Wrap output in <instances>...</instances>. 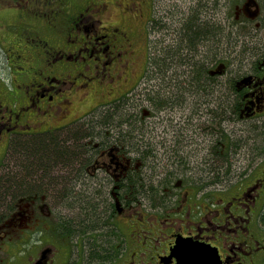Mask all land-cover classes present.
Returning <instances> with one entry per match:
<instances>
[{
	"label": "flooded vegetation",
	"instance_id": "flooded-vegetation-1",
	"mask_svg": "<svg viewBox=\"0 0 264 264\" xmlns=\"http://www.w3.org/2000/svg\"><path fill=\"white\" fill-rule=\"evenodd\" d=\"M24 1L28 6L33 0ZM17 2L21 5L23 0ZM95 5L88 2L85 12L91 13ZM235 6L239 7L236 20L240 23L239 27H234L236 42L221 48L218 59L209 66L212 77L208 78L206 86L211 90L204 91L205 81L191 85L189 79L190 85L178 80L180 83L175 90V95L182 97L189 94L188 89L194 95L199 91L197 96L203 97L221 89L219 94L224 99L229 95L236 98L234 108H213L209 101L201 106L195 96L188 108H149L146 115L142 112V117L135 119L128 114L130 122L124 125V130L129 132L134 120L140 128L149 122L153 129L158 120L163 121L168 126L167 133H154L155 136L163 135L159 146L163 149L154 150L148 143L154 140H145L144 133L142 138L137 130L139 135L112 134L106 140L97 138L88 154L86 177L78 187L68 186L75 188V196L70 197L69 204L61 203L58 197L67 192V185L63 192V187L54 192L45 187L17 194L9 206L0 209V264H178L179 256L193 243L209 247L216 254L210 260L216 264H264V0H237ZM24 13L25 10L20 9V20L25 19L22 18ZM230 13L220 18H224L221 21L225 28ZM91 16L96 18L94 13ZM76 20L74 15L72 31L77 39L71 40L73 46L68 47L63 41L59 49L44 51L49 57L50 69L38 70L27 57L20 58V52H10L14 62L12 71L20 77L15 75L17 87L12 89L4 85L6 93L0 94V122L9 121L1 129L7 137H24L32 127L40 132L67 131L69 127L82 124L83 118L92 117V110L100 109L90 108L87 114L70 116L72 111L66 105L71 101L63 90L64 84L69 81L67 77L74 80L78 74L87 76L90 64L83 62L87 53H90L89 58H97V66H103L99 70L101 73L108 65H115L116 58H109V55H122L130 42L129 33L116 28L107 34L106 45L96 48L92 39L88 41L92 37L86 28L84 35L77 36ZM247 21H251L252 26ZM26 23L16 25L22 27ZM99 27L102 26L99 24ZM79 42L81 44L77 45ZM62 53L66 59L57 57ZM79 61L82 62L76 64ZM118 61L116 66L120 64L121 67L124 63ZM71 62L74 68L67 66ZM54 67L60 69H52ZM93 68L97 73L96 67ZM34 72L41 77L34 78ZM112 75L115 76L114 71ZM21 87L24 89L20 90ZM214 87L217 88L212 91ZM122 91L116 88L108 99ZM180 110L186 127L194 124L197 130V126L204 125V132L213 130L210 140L202 139L201 154H196L190 162L178 144L181 134L175 125L177 122L167 120L174 119ZM45 113L47 119L42 126L37 119ZM54 113L56 116L62 114L60 120ZM170 127L175 131L170 132ZM148 131L153 132L152 129ZM140 142H143L141 146ZM242 142L247 145V156L251 158L244 163L236 158ZM185 144V150L190 146L186 150L189 155L198 148L195 139L194 147L189 141ZM228 166L232 168L230 176L227 175ZM192 170L194 173L190 175ZM99 171L103 173L107 188L105 194L99 195L103 188L99 187L97 197L92 193L81 196L87 183L97 182L95 176ZM180 191H186L185 196L183 192L178 198L182 208L188 209L186 214L167 208L157 218L147 216V199L158 200L153 207L172 205L174 209V203L179 207L175 198ZM217 192L221 195L213 210ZM99 204L103 216L101 211L89 209ZM71 210L78 212V218L72 216ZM115 217L119 220L110 221ZM176 218L182 221L179 226Z\"/></svg>",
	"mask_w": 264,
	"mask_h": 264
},
{
	"label": "trees",
	"instance_id": "trees-1",
	"mask_svg": "<svg viewBox=\"0 0 264 264\" xmlns=\"http://www.w3.org/2000/svg\"><path fill=\"white\" fill-rule=\"evenodd\" d=\"M152 1L156 6L157 1ZM220 1L221 0H208L210 5H204V3L198 5L195 10L194 8L190 9V13L183 22V26L178 29V38L176 40L175 26L170 25L171 23L169 24L168 21L162 22L163 20L158 16L153 15L155 22L149 19L147 25L148 34L154 32L162 36L157 37L155 35V40L148 39V64L142 77L147 73V70L151 72V66L156 69V72L160 75V79L166 78V74L169 72L171 73L170 77L179 76L180 69L182 75H188L187 77L191 80L190 84H197L199 81H205L203 85H208V78L212 77L210 75L209 66L218 59V53H220L219 50L221 49V47L218 48L214 34L219 33L220 30L223 29L226 31L224 23L216 19L214 10L217 11L218 9L216 8L221 9L222 6L230 8V4L235 2L234 0H227V3L226 0H224L225 3L222 5ZM21 6L23 7L20 9L25 10L22 18L25 17L23 20L28 23L19 29H15V27L12 26L10 37L8 36V40L4 41L6 60H10V65H12L14 62H12L13 59L10 52L18 51L24 54V52L20 50V48H23V50L25 49L26 56L34 58L37 61L43 59L42 62H44L45 68L50 69V65L48 64L50 61L48 60L49 57L47 53H44L45 49H50L51 52L59 49L58 47L61 46L64 38L66 39V44L70 42L68 45L73 46L71 40L77 39L74 31H72L74 29V14L71 13L69 0H33L28 6L25 5V1L23 0ZM209 7L213 11L211 20L200 21L199 16ZM153 13L155 12L153 11ZM33 18L44 20L42 25L38 26L43 36H32V27L30 23ZM172 18L173 20L175 19L174 16ZM212 18H215L217 21H214V19L212 20ZM158 19L160 20L158 21ZM30 20L31 22L29 23ZM157 21L158 24L161 22L160 26L155 24ZM103 28H105V31L107 30L106 27ZM16 32L18 35H15ZM167 35H171V37L167 38ZM223 36L226 41L229 35L224 32ZM81 38L83 39L84 37ZM129 38H131L130 34ZM80 44L79 42L77 45ZM198 56H201V58L197 59ZM85 57L88 59L85 63L93 65L95 62H98L95 56L89 58L90 53H87ZM118 60L120 61V57H116V61ZM52 69L59 70L60 68L54 67ZM178 80H183V82L188 81L187 78ZM177 81L175 80V87L180 83ZM137 84L138 82L111 99H107L108 101L102 100L92 105L91 108L100 109L92 110L94 112L92 117L87 118L78 126L69 127L65 132L62 130L55 131V129H53L48 132H41L37 137H33L30 132L31 130L37 129L32 127L27 130V137L13 138L12 143L9 142V140L7 145V151L10 153L9 160L7 161L9 164L5 172L0 175V209L9 206L17 194L27 192L28 190L36 191L45 187L54 192L60 190L59 187L61 185L63 187V190H61L62 192L66 189L65 186L67 185V192L63 194L64 196L59 194L61 195L58 196L59 201L63 204H69V196H75V188L81 184L78 183L82 181V178L86 177L85 174L87 172L85 167L88 165V154L94 145L95 137L99 136V138L106 140L112 134L122 137L126 134H135L136 130L134 128L130 132L124 130V125L130 122L128 121L127 108H188L191 99L199 94L198 91L197 95H194V92L188 89L189 102H187L185 96L182 97L178 95H175V100H170L168 102L165 101L166 96L164 95L168 94V92L165 91V88L163 89L165 92H163L162 87H160L157 91L151 90L143 92L144 94L142 93L146 95L147 101L151 104V107H148L137 100V97L131 98V96H128V93L135 89ZM200 86H202V84H200ZM165 87L166 89L171 88L170 82H165ZM216 88L217 87L212 88V91ZM217 90L222 92L221 89ZM151 93L157 96H153ZM136 94H139V92ZM214 94L215 93H212L211 96H214ZM198 99L199 102H196L201 106L207 104V101H202V97ZM235 99L236 98L229 95L226 96L224 100L221 99L215 102L217 104L213 103L212 98L211 101L213 104L210 103L213 108H223L225 106L234 108ZM87 113L88 112L85 114ZM199 115L202 114L199 113ZM118 116L121 117V120H117ZM132 117L131 115V118ZM133 119H135V117H133ZM162 126L165 133H167L168 126H166L165 123ZM170 130L169 128V131ZM43 135L45 136L42 137ZM88 137H91V139ZM79 148H81V150ZM217 148L220 149L221 147ZM237 148L239 147L237 146ZM216 151L218 150H215V152ZM4 158L5 156L0 158V165H3ZM11 165L16 166L20 170L15 172L14 168H11ZM231 174L232 168L228 166L227 175L230 176ZM71 175L77 176L74 182L71 181L75 188L69 189L68 184L71 183L69 182V177H71ZM80 175H82V177ZM46 180L50 181V183L46 184ZM195 187H197V185H195ZM97 208L99 207H89V209L93 211H96Z\"/></svg>",
	"mask_w": 264,
	"mask_h": 264
},
{
	"label": "rangeland",
	"instance_id": "rangeland-1",
	"mask_svg": "<svg viewBox=\"0 0 264 264\" xmlns=\"http://www.w3.org/2000/svg\"><path fill=\"white\" fill-rule=\"evenodd\" d=\"M156 2V6L155 3L152 0H69V7L71 8V13H73L74 15H76L77 20L75 22V24H78V30H77V36L80 37L82 35H84V30L86 28V31L89 33V35H91L92 38L88 39L91 40L92 39V44L95 45V47L97 48L98 46H105L108 40L107 34L112 33L114 31V29L119 28L121 30H126L131 38H129L130 42L128 44V46L125 48V50H122V55L118 56L120 57V61H118V63H124L121 67L120 64L116 63L117 61H115V65L114 64H110L108 65V67L104 70L103 72H99V70H102L103 66H97L96 64H90V66H88L89 72L86 71L87 76L78 74L76 75L77 77H75V79L73 80V77H67V79L69 81L66 82V84H64V91L68 94V100L71 101L70 104L66 105V107H68L71 111L72 114L70 116L73 115H80V114H84L86 111H88L92 105H95L97 102H100L102 100L108 99L110 96L113 95L114 91L116 90V88H119L120 90H126L128 89L130 86L134 85L136 82H138L137 86L135 89L131 90L128 93V96H131V98H136L137 100H139L140 102H142L144 105L151 107L150 102L147 101L146 99V95H143L145 91H157L160 87H162V91L163 92H168V94H164L166 96V100L165 101H170V100H175V80L177 81L178 79L181 78H187V80L189 79L187 76L188 75H182V71L179 69L180 73L179 76L176 75L174 77H170L171 73H167L166 74V78L164 79H160V75H158V73L156 72V69L151 66L150 68L153 70H151V72H149L147 70V73L142 77L146 66L148 64V49H147V44H148V39L152 40L154 39L156 36L160 37L162 36L161 34L154 33L151 32L150 34H148V29H147V25L149 22V19L154 20V16H158L161 20L164 21H168L170 25L175 26V40L178 38V29L181 28V26H183V22L186 20V18L188 17V14L190 13V9L195 10V8L198 7V5H210L208 3V0H155ZM235 2H232L230 5L231 7H223L221 9H218L217 11L214 10L215 12V16L216 19L218 20H224V18L220 19L221 17L228 14V12L230 11L232 14L229 15L228 17V27L226 28L227 34L229 35L225 41V38L223 36L224 32L226 34V31L220 30L219 33H215V41L217 42L218 48L221 47L223 48L226 44L230 45L232 43H234L236 40L235 36H236V30L234 29V27H239L238 25H240V23H238V21L236 20L237 17V10L239 9V7H236V3L237 0H234ZM89 3H94L96 2L97 5L93 6L96 9L92 10L91 13L87 14V12H85L86 7ZM221 4L223 5L225 3L224 0L220 1ZM226 2L228 3V1L226 0ZM10 7V8H7ZM23 6L20 5V3H17L16 0H0V94L2 92L6 93V88L5 86H8L12 89H14L15 87H17V85L15 84L14 80H15V75H17L15 73V71H12V66L10 65V60H6V54L4 53L5 50V45H4V41L8 40V36L10 37V30L12 28V25L15 26V29H19L20 27L17 26V23H25V21L22 19L20 20L19 17V12L20 9ZM200 7V6H199ZM12 8V9H11ZM155 8V9H154ZM201 8V7H200ZM153 11L155 13H153ZM95 14L96 18H92L91 14ZM211 14H213L212 9L206 8V10L204 12L201 13V15L199 16L200 21H205V20H211ZM154 15V16H153ZM241 15V19L242 17H244L243 12L240 13ZM175 17V19L173 20L172 17ZM214 17V16H213ZM158 19V21L160 20ZM214 19V21L216 20L215 18H212V20ZM99 20L101 22H99ZM44 20H39L38 18H33L32 22L31 20L29 21L31 27H32V36H37V35H41L43 36V34L41 33V31L39 30L40 25H42ZM158 21L155 23L156 25L160 26V23L158 24ZM217 21V20H216ZM252 21V20H251ZM251 21H247L249 23V25L252 26V22ZM155 22V20H154ZM28 23V22H27ZM10 24V25H8ZM99 24L102 27H99ZM79 25L81 26V28H79ZM253 25H256V22L253 23ZM125 28H124V27ZM103 27H106L107 30L105 31ZM9 29V31L5 30ZM89 30V31H88ZM232 30V31H231ZM223 31V32H222ZM97 34V35H95ZM148 34V37H147ZM15 35H18V33L16 32ZM156 35V36H155ZM48 36V35H46ZM150 36V37H149ZM167 38H170L171 35H167ZM155 40V39H154ZM63 41L66 43V39L64 38ZM251 41V39H250ZM70 43V42H69ZM67 43V45L69 44ZM227 46V45H226ZM69 47V45H68ZM73 50L75 49L74 47L72 48ZM103 49V48H102ZM99 49L98 51L102 50ZM112 49L116 50L117 47H113ZM21 52L20 53L21 57L23 58L24 56L27 57V59H29V61L38 69V70H43L45 68V64L44 62H42L43 59H41L40 61H37L34 58L28 57L25 55V49L23 50V48H20ZM47 50V49H45ZM247 50L249 51L250 48L247 47ZM7 51V50H6ZM66 53V52H65ZM64 53V54H65ZM18 54V52L16 53V55ZM64 54L62 53L61 56H59L57 54V57H60L61 60L62 59H66L64 58ZM111 55H109V58H116L114 56H116L115 53H110ZM120 53H118L119 55ZM112 56V57H111ZM103 57V56H102ZM201 56H198L197 59H200ZM88 59L83 60V62H86ZM35 63H34V62ZM59 61V60H56ZM55 61V62H56ZM13 62V61H12ZM42 62V63H41ZM67 62V60L65 61V63ZM82 61H79L76 64H79ZM62 64V65H65ZM93 63V62H91ZM49 65H51V63H48ZM72 62L71 64L67 65V66H72ZM92 66V67H91ZM96 67V69L98 70L97 73H94V68ZM73 68L75 66H72ZM90 67V68H89ZM111 69V70H110ZM115 73V76L113 77L112 73ZM70 74H72V72H69ZM77 74V73H75ZM34 78H40V73L38 72H34L33 73ZM18 76V75H17ZM178 76V77H177ZM20 77V75L18 76V78ZM177 77V79H176ZM19 80V79H18ZM65 80V79H64ZM99 80V81H98ZM22 81V80H20ZM189 81V80H188ZM188 81L185 82V84H188ZM165 82H170L171 84V88L166 89L165 87ZM5 85V86H4ZM184 87V85H183ZM165 88V91L163 90ZM204 89V91L208 92L206 89L208 88V90H211L210 87L208 86H203L202 87ZM24 89L23 87L20 88V90ZM137 92H139V94H136ZM143 93V94H142ZM171 93V94H170ZM151 95L153 96H157L154 93H151ZM222 95V94H221ZM219 94V92L215 91L214 96H203L202 97V101H209L212 103V98H213V103L220 101L221 99L224 100V98H222ZM164 96V97H165ZM179 96V95H178ZM187 98V102L190 101L189 99V94L186 93L185 99ZM196 98L198 99L199 96H196ZM67 100V98L65 97V101ZM212 103V104H213ZM192 103L190 102L189 105H191ZM211 104V106H212ZM217 104V103H215ZM179 108V107H178ZM203 108H205V106H203ZM128 109V114H131L133 117L136 118H141L142 117V112L144 115L145 112H147L146 110H149V108H127ZM2 112H4V110H2ZM6 113V112H4ZM57 113V112H56ZM55 114V113H54ZM162 114L164 115L165 112H162ZM56 116V114H55ZM47 115L46 113L43 115H40V117L37 119V121L41 122L40 125H44L43 121L46 118ZM62 117V114L59 116H56V118L58 120H60V118ZM89 116L83 118V121L86 120L87 118H89ZM183 111L180 110L177 115H175L174 119H169L167 118V120H171L173 122H177L175 123V125L178 127V131L181 134L180 138L178 139V144L179 147H183L182 152H184L185 157L188 158V161H193L196 157V154H201V152H199L200 148H201V141L202 139H207L210 140L212 134H213V130H207L206 132H204L203 128L204 125H200L199 127L197 126V130H195V125H190L188 127H186L185 122H183ZM121 117L118 116L117 120H121ZM164 119V118H162ZM165 120V122L167 121ZM53 121V120H51ZM135 121V120H134ZM133 121V125L131 128H134L135 130H137L136 128H140L139 123L135 125ZM159 123L157 124V126L153 129L151 126H149V122H147L145 125L147 126H143L142 128H140L141 132V137L143 136L144 133V139L145 140H154V142H148L149 144L152 145L154 150L160 149L162 150L163 147H159L160 143L164 140L162 137L163 135L159 134L157 136L154 135L155 132H162L164 131L163 128V124L164 122L161 120H158ZM7 122H9L7 120ZM7 122H0V158L2 156H5V158L7 159H3V165H0V175L3 174L6 170L7 165L9 164V162L7 163V161L9 160V152L7 151L8 147V141L12 143L13 137L14 135H11L10 137L6 136V133L4 132L3 129H1L2 125H7ZM48 122V121H47ZM39 123H37L38 125ZM140 124H142L140 122ZM37 128V127H36ZM151 130L153 132H147V130ZM170 131L173 132L175 131V128L170 127ZM136 131V134H132V135H139V133ZM63 132H65V130H63ZM143 132V133H142ZM32 134L33 137H37L41 132L39 130H31L30 132ZM45 135H43L42 137H44ZM24 137H27V134L24 135ZM63 138V137H62ZM91 139V137H88ZM99 138V136L95 137V142L96 139ZM143 138V137H142ZM198 141V145L196 147H198L197 149L194 150V152H190L189 153L186 150L190 149V146H188L185 150V143L186 142H191V144L193 143V139ZM14 139H17V135L15 136ZM39 139V138H37ZM159 142V143H158ZM135 143V142H134ZM143 142H140L138 145L141 146ZM252 143V141H251ZM156 144H159L158 147H155ZM192 147H194V145L192 144ZM82 148V147H81ZM81 148H79L81 150ZM247 145H245L244 142L241 143V149L240 152H238L237 157L235 155L236 158H238L241 163L247 162L249 161L250 155L247 156V151L246 149ZM83 149V148H82ZM136 154V151L134 152V155ZM250 154V153H249ZM247 159V161H246ZM11 168H14V171L17 172L18 169L16 166L11 165ZM159 172H161L162 170V164L160 163L159 166ZM196 172L197 169H196ZM190 175L192 173H194V171L192 170L191 172H189ZM67 176V175H66ZM73 176V177H72ZM192 177V176H191ZM96 181L97 182H91V183H87V187L84 189V191L82 192L81 196H86L89 193H92L94 197H97V190L99 187H103L101 188L102 191H100L99 195L105 194V191H107V188L105 186V182L103 181V173L101 171H99L97 173V176H95ZM69 182L71 181H75L76 180V175H71V177H69ZM191 180H193V178H191ZM48 180H46V184ZM69 186L72 185V182L68 184ZM62 187V185L60 186ZM100 189V190H101ZM184 192V191H183ZM182 191H180L179 195H177V197L175 198V200L178 202V198L180 195H182L183 193ZM78 192H76L77 194ZM216 197L214 198V203L212 205V209L216 210L218 199L221 195V193L217 192L215 193ZM186 195V191L184 192L183 196ZM201 195V194H199ZM69 197H73L72 195H70ZM72 199V198H70ZM96 199V198H95ZM157 200V199H156ZM183 201V200H182ZM193 201V199H192ZM146 203L150 206L145 207L146 212H147V216L151 217V218H157V215H162L163 212L167 211L168 209H171V211H174V213H179L182 212V214H186L187 213V208H182L181 203L182 202H178V208L177 206H175L174 203V209H172V205H169L167 207H153L154 204L158 203L157 201H154L153 198H149L146 200ZM193 203V202H192ZM195 206V205H194ZM101 204H99V208H97L96 211H101ZM67 211V210H66ZM141 211V210H139ZM96 213V212H95ZM102 213V211H101ZM71 214L72 216H75V218H78V212H76V210H71ZM77 214V215H76ZM104 214L102 213L101 216H103ZM179 217V215H178ZM119 220V217H115L114 220H110V221H117ZM175 222H177V226H179V224L182 223V221H180V219L175 220ZM2 254V253H1Z\"/></svg>",
	"mask_w": 264,
	"mask_h": 264
},
{
	"label": "water",
	"instance_id": "water-1",
	"mask_svg": "<svg viewBox=\"0 0 264 264\" xmlns=\"http://www.w3.org/2000/svg\"><path fill=\"white\" fill-rule=\"evenodd\" d=\"M192 247H187L183 254L179 256L178 264H210L213 258L216 256L215 253L208 247H204L201 245L191 244ZM206 249V251H203ZM213 249V248H212ZM212 253V254H211ZM211 254V255H210ZM211 264H216L212 262Z\"/></svg>",
	"mask_w": 264,
	"mask_h": 264
},
{
	"label": "bare ground",
	"instance_id": "bare-ground-1",
	"mask_svg": "<svg viewBox=\"0 0 264 264\" xmlns=\"http://www.w3.org/2000/svg\"><path fill=\"white\" fill-rule=\"evenodd\" d=\"M236 42V41H235Z\"/></svg>",
	"mask_w": 264,
	"mask_h": 264
}]
</instances>
